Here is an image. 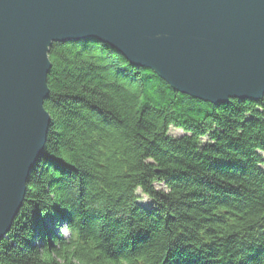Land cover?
Here are the masks:
<instances>
[{
  "label": "trees",
  "instance_id": "trees-1",
  "mask_svg": "<svg viewBox=\"0 0 264 264\" xmlns=\"http://www.w3.org/2000/svg\"><path fill=\"white\" fill-rule=\"evenodd\" d=\"M48 60L44 150L0 264H264V96L193 99L93 39Z\"/></svg>",
  "mask_w": 264,
  "mask_h": 264
},
{
  "label": "water",
  "instance_id": "water-1",
  "mask_svg": "<svg viewBox=\"0 0 264 264\" xmlns=\"http://www.w3.org/2000/svg\"><path fill=\"white\" fill-rule=\"evenodd\" d=\"M85 39L193 99L264 96V0H0V239L44 150L49 48Z\"/></svg>",
  "mask_w": 264,
  "mask_h": 264
},
{
  "label": "rangeland",
  "instance_id": "rangeland-1",
  "mask_svg": "<svg viewBox=\"0 0 264 264\" xmlns=\"http://www.w3.org/2000/svg\"><path fill=\"white\" fill-rule=\"evenodd\" d=\"M169 133H170V136H172V137H180V136H182V132H180L177 129H170ZM139 204H141L142 206H145V207H149V205H150L148 199H146L145 197H142V199L139 201ZM59 231H60V234L63 237H66L67 236L66 235V230L64 228L59 229Z\"/></svg>",
  "mask_w": 264,
  "mask_h": 264
}]
</instances>
